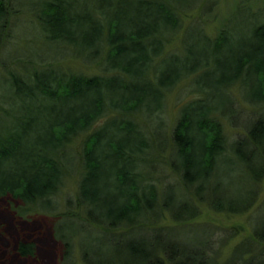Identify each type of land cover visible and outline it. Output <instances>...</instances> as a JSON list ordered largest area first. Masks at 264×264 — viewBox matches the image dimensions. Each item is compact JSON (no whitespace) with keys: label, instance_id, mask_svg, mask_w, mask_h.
<instances>
[{"label":"trees","instance_id":"obj_1","mask_svg":"<svg viewBox=\"0 0 264 264\" xmlns=\"http://www.w3.org/2000/svg\"><path fill=\"white\" fill-rule=\"evenodd\" d=\"M195 2L43 0L31 10L53 59L33 53L23 70L0 79L9 93L0 96V264H33L48 247L47 228L26 218V208L51 209L50 198L73 174L68 149L81 135L76 203L114 250L104 264H212L195 251L207 242L202 234L190 252L166 236L158 243L159 233L143 234L159 232L153 226L164 212L179 223L197 217L183 192L157 183L162 168L192 189V200L207 196L215 212L255 204V185L264 180V115L244 122L240 139L228 130L239 118L236 98L264 106V10L248 16L243 36L229 34L227 20L208 36L184 24ZM7 11L0 0V39ZM181 31L179 49L167 52ZM66 55L98 62L101 75L33 68ZM185 79L189 99L164 138L165 96ZM14 218L28 230L11 237Z\"/></svg>","mask_w":264,"mask_h":264},{"label":"rangeland","instance_id":"obj_2","mask_svg":"<svg viewBox=\"0 0 264 264\" xmlns=\"http://www.w3.org/2000/svg\"><path fill=\"white\" fill-rule=\"evenodd\" d=\"M1 1L8 9L6 25L0 39V79L5 80L10 77V73L15 74L20 72L19 69L23 70L27 66V62L30 61L29 56L31 54L34 53L35 60L40 53L41 55L43 53L47 55L50 48L52 49L54 46L43 43L35 27L37 21L33 9L37 8L43 0ZM195 1L197 2L188 7L189 10H187L186 17H184V24L193 27L197 25L201 32L203 31L208 36H214L216 29L222 25L224 20H227L226 26L229 34L243 36L241 34L243 32L240 33L239 31L244 30L245 24H249V21H247L248 16L264 10V0ZM182 33L181 31L177 34L175 40L167 45V52L179 49V39ZM50 55L48 54L46 58L53 59ZM55 60L54 62L52 60L41 62L43 63L41 66L32 64L30 66H34L33 68L36 69L57 65L65 71L76 72L88 77L90 75H101L98 62L84 64L67 55ZM208 80L213 81L212 77H209ZM189 81L190 79L181 81L173 86L165 96L160 119L164 122V138H167L170 132L169 129L175 121L181 103L189 99L190 89L187 87ZM0 88L2 87L0 86ZM236 92L237 89L232 90L233 96L236 95ZM8 95L7 91H3V93L0 91V96L3 99L6 100L9 97ZM233 106L236 107L239 118L236 120V125L229 128L228 137L240 139L245 133L241 125L247 120L255 119L261 114L264 115V106L253 108L237 98ZM2 119L0 113V122ZM83 138V135L76 138L74 143L71 144V149H68L74 171L71 176L64 180L53 198H50L51 209L45 212L40 210V206L26 208L28 214L25 217L30 216L28 218H32L33 223L41 222L47 228L49 235L48 247L43 248L37 254L33 264H104V260L108 258L110 252H114L113 249L111 251V246L107 244L106 238L102 236V228L94 222L87 221L83 209L76 203L78 173L75 172L78 171L77 165L79 164ZM161 170L158 171L160 172V178L157 183L160 185L171 184L176 190L183 192L189 202H192L196 208L197 217L179 223L173 221L168 212H164L153 226L159 232L145 228L146 233L143 234L145 237L149 238L153 232L159 233L158 243L163 244L162 242L166 241L163 238L166 236L168 241L177 243L184 250L190 252L189 247L194 246L202 234V238L207 242L204 243V247L202 244H198L195 251L201 250L204 257L210 258L212 264H264V180L255 185L254 189L258 192V197L253 207L248 211L235 214L213 211L209 207L207 196L200 202L196 198L192 200L190 198L192 189L185 190L178 183L177 177L169 172L170 170L167 169L166 171L163 168ZM9 219L10 216L6 221ZM0 220H2V217H0ZM12 222H15V224L12 226L13 231L10 232L11 237L23 234L24 231L28 230V226L23 221L18 222L14 218ZM134 236L133 233L130 238H134ZM82 241L84 244L83 250L86 251L85 253L89 258H86L80 250V242ZM172 245L175 246V244ZM121 251L122 248L116 252L120 254ZM235 252H237V256L232 260L231 258ZM119 257L121 256H116L115 259L119 260ZM187 258L184 255V259Z\"/></svg>","mask_w":264,"mask_h":264}]
</instances>
